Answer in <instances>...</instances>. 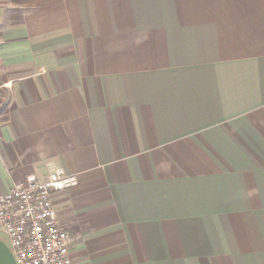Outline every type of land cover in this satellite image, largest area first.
Masks as SVG:
<instances>
[{"label":"crops","instance_id":"1","mask_svg":"<svg viewBox=\"0 0 264 264\" xmlns=\"http://www.w3.org/2000/svg\"><path fill=\"white\" fill-rule=\"evenodd\" d=\"M0 85V196L76 175L73 264H264V0H0Z\"/></svg>","mask_w":264,"mask_h":264},{"label":"built area","instance_id":"2","mask_svg":"<svg viewBox=\"0 0 264 264\" xmlns=\"http://www.w3.org/2000/svg\"><path fill=\"white\" fill-rule=\"evenodd\" d=\"M78 184L76 175L48 162L43 179L27 176L0 196V233L8 237L16 264H73L78 239L61 224L54 197Z\"/></svg>","mask_w":264,"mask_h":264},{"label":"trees","instance_id":"3","mask_svg":"<svg viewBox=\"0 0 264 264\" xmlns=\"http://www.w3.org/2000/svg\"><path fill=\"white\" fill-rule=\"evenodd\" d=\"M8 96L4 90H0V114H2L7 106Z\"/></svg>","mask_w":264,"mask_h":264},{"label":"water","instance_id":"4","mask_svg":"<svg viewBox=\"0 0 264 264\" xmlns=\"http://www.w3.org/2000/svg\"><path fill=\"white\" fill-rule=\"evenodd\" d=\"M4 253H5L4 256H5L6 260L9 262V264H16L15 259L13 257V254L11 253V251L8 248H6L4 250Z\"/></svg>","mask_w":264,"mask_h":264},{"label":"rangeland","instance_id":"5","mask_svg":"<svg viewBox=\"0 0 264 264\" xmlns=\"http://www.w3.org/2000/svg\"><path fill=\"white\" fill-rule=\"evenodd\" d=\"M1 238H2V240H4V242H5L6 244L9 245V239H8V238H6L4 235H3V236L1 235Z\"/></svg>","mask_w":264,"mask_h":264}]
</instances>
